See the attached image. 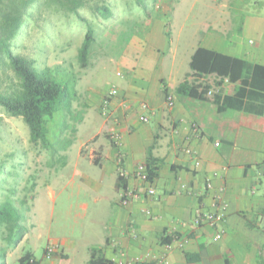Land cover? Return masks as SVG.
Returning <instances> with one entry per match:
<instances>
[{
	"label": "crops",
	"instance_id": "1",
	"mask_svg": "<svg viewBox=\"0 0 264 264\" xmlns=\"http://www.w3.org/2000/svg\"><path fill=\"white\" fill-rule=\"evenodd\" d=\"M157 27L142 38L132 37L127 45L121 63L132 70L131 75L117 95L108 97V113L103 114V129L108 127L101 133L112 142L92 148L95 162L102 168L101 181H94L97 188H104L107 177L114 178L115 192L105 197L110 205L106 215L110 213L112 219L106 222L102 214L103 229L93 241H54L58 250L52 258L69 259L67 250H73L84 255L86 264L92 249L97 248L114 264L125 257H140L147 264H264L263 92L256 97L244 98L241 94L234 101L224 100V95H235L239 86L226 79L219 103L230 108L223 110H219L213 95L205 100L178 95L175 90L186 78L213 85L220 78L198 76L191 70L172 86L163 72L159 73L164 68L168 41L162 44L155 40ZM162 27V35L167 36L164 24ZM147 47L151 50L148 59L155 62L151 67L137 60L138 52ZM231 50L217 51L264 65L261 52ZM146 68H151L150 76L143 72ZM107 96L99 97L101 108ZM142 103L149 108L142 110ZM142 115L149 116V121H143ZM150 152L159 165L152 181L154 196L148 195L146 184L133 175L139 164L147 163ZM122 169L128 174L123 178ZM208 180L213 187H208ZM125 185L143 191L127 206L121 203ZM218 195L227 204L226 229L223 238L214 241L216 230L197 224L196 218L203 211L215 210Z\"/></svg>",
	"mask_w": 264,
	"mask_h": 264
},
{
	"label": "rangeland",
	"instance_id": "2",
	"mask_svg": "<svg viewBox=\"0 0 264 264\" xmlns=\"http://www.w3.org/2000/svg\"><path fill=\"white\" fill-rule=\"evenodd\" d=\"M232 1L147 0L148 15L134 3L131 10H126L124 0H114L116 17L112 21L116 23L99 34L93 63L85 69L77 58L86 31L84 26L78 23L66 26L56 16L57 40L51 44L47 38L44 45V35L37 33L33 24L28 26L29 35H36L37 42L34 45L32 39L24 38L20 44L22 51L34 53L40 69L60 65L73 71L78 78L77 97L72 103L73 110L66 105L50 121L48 151L32 148L28 125L22 118L9 117L0 109V159L12 151L19 153L18 172L23 179L19 181L18 195L24 196L26 182L28 188L27 204H19L28 231L21 242L13 240L9 244L6 264H19L27 253L33 254L39 264H84L81 252L67 250L69 259H53L46 256V249L56 240L78 244L93 241L101 235L102 214L104 221L112 219L110 213L106 215L110 205L105 197L115 192L114 178L107 177L104 188H97L94 181H101L102 168L95 162L92 148L112 142L106 133H101L108 126L103 129L106 116L99 97L114 87L124 88L131 75L132 70L121 60L133 29L132 37L142 38L157 24L161 25L155 35L152 32L157 42L168 41L164 47V68L159 73L163 72L172 86L190 73V61L199 46L223 52L246 48L261 52L264 58V0H239L234 4ZM163 24L166 33L170 32L167 36L162 35ZM149 51L148 47L140 50L137 60L151 67L155 62L148 59ZM150 71L151 68L143 70L149 76Z\"/></svg>",
	"mask_w": 264,
	"mask_h": 264
},
{
	"label": "trees",
	"instance_id": "3",
	"mask_svg": "<svg viewBox=\"0 0 264 264\" xmlns=\"http://www.w3.org/2000/svg\"><path fill=\"white\" fill-rule=\"evenodd\" d=\"M238 1L233 0L231 3ZM113 2L114 0H0V109L9 117L22 118L28 125L32 148L48 151L49 123L60 108L67 105V109L73 110L78 78L73 71L60 65L40 69L33 58L34 53L22 51L20 44L24 38L32 39L34 45L37 42L36 35H29L28 26L33 24L37 33L44 35L43 45L47 38L49 43L52 41L51 44L57 40L56 16L66 26H71L72 23L84 26L86 31L78 48L77 58L82 69L89 68L93 63L92 55L98 44L99 34L116 23L112 21L116 17ZM124 3L126 10H131L134 3L150 15L147 0H124ZM49 30L53 31L52 34L47 33ZM134 30L128 41L134 35ZM190 68L195 75H215L220 80L213 85L199 79L190 81L186 78L175 90L178 95L199 100L209 99L213 95V101L218 104L219 110L227 109L230 108L229 104L219 103L223 81L226 79L233 84L239 83V86L235 95H224V100L234 101L241 94L244 98L256 97L258 92H263L264 95L262 64H254L238 56L199 46L192 55ZM164 90L168 93L167 88ZM107 99L109 100L108 97ZM24 155L27 156V153ZM19 157V153L12 151L0 159V264H6L9 244L13 240L21 242L28 231L24 225L25 217L19 208L27 204L25 192L28 190L26 182L23 187L24 196L18 195L19 181L23 179V174L18 172ZM157 161L158 158L150 152L145 165L151 182L158 174ZM120 177L125 176L120 174ZM124 188L128 187L125 185ZM19 264H39V261L33 254L27 253L20 258ZM86 264L114 262L101 255L99 249L93 248Z\"/></svg>",
	"mask_w": 264,
	"mask_h": 264
},
{
	"label": "built area",
	"instance_id": "4",
	"mask_svg": "<svg viewBox=\"0 0 264 264\" xmlns=\"http://www.w3.org/2000/svg\"><path fill=\"white\" fill-rule=\"evenodd\" d=\"M118 89L114 87L109 93L107 97H112L118 94ZM170 103H172L173 98L169 97ZM108 106H109V100L106 98L103 107L104 111L103 114L108 113ZM142 110H147L149 108V105L147 103H142L141 105ZM141 119L145 122L149 121V116L142 115ZM197 129V128H196ZM116 139H118V136H115ZM216 145L219 146L220 142L217 141ZM188 153H192L191 149H187ZM200 162L197 161V164ZM120 174L122 176H127V172L124 171L123 169L120 171ZM133 175L136 179L139 181L143 182L146 184V193L150 196H154L156 194V189L152 185V182L148 179V171L146 168L145 163L139 164L136 168V170L133 172ZM208 187L211 188L213 187L212 181L208 180ZM141 192L139 188H127L122 192L121 195V203L125 206L129 205L134 199H139L141 197ZM215 210L213 211H203L201 214H199L196 218V223L197 224H207L213 227L215 231L214 235V241H219L223 238V235L225 234V221H226V209H227V204L225 203L224 199H222L221 196H216L215 203L213 204ZM148 214H151V211H148ZM58 250V245L56 244H51L47 248L46 256L48 258H52L54 254ZM115 264H147L143 259L140 257H125L121 258L116 261Z\"/></svg>",
	"mask_w": 264,
	"mask_h": 264
}]
</instances>
